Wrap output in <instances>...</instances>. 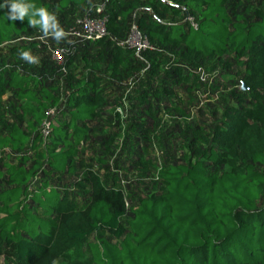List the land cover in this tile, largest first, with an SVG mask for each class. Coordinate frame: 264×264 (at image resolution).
Wrapping results in <instances>:
<instances>
[{
    "label": "trees",
    "instance_id": "16d2710c",
    "mask_svg": "<svg viewBox=\"0 0 264 264\" xmlns=\"http://www.w3.org/2000/svg\"><path fill=\"white\" fill-rule=\"evenodd\" d=\"M88 1L57 0L64 9ZM171 1L173 5L128 0L129 9L121 10L113 0L108 10L109 36L87 45L108 51L106 64L115 75L128 68L129 57L141 62L116 41L123 36L125 19L144 7L150 17L139 19V30L157 47L145 56L165 64L163 48H184L183 55L190 60L227 54L244 59L243 85L248 100L262 114L248 123L243 110L239 115L237 110L227 113L213 134L215 146L204 154L194 150L203 159L169 166L160 175L166 192L132 207L121 189L105 186L88 168L85 178L73 182L74 189L89 187L91 193L89 203L78 208L67 190L43 178L66 172L77 175L75 152L106 101L100 82L79 80L68 99V115L58 124L51 122L50 135L44 137L48 100H55V105L58 101L37 76L10 71L8 81L18 88L29 115L20 116L19 124L4 123L6 134H0V249L21 264H56L98 233L110 235L120 245L100 237L99 245L88 244L91 258L72 264H264V9L246 18L235 10V2L233 8H226L229 0ZM34 2L52 12L49 2ZM7 11L0 10V48L26 40L24 34L32 29L39 30L30 27L27 18L7 20ZM185 12L196 20L198 29L185 21L171 25L163 20ZM172 77L189 79L181 69ZM165 91L173 93L170 88ZM40 97L47 100L40 103ZM148 97L143 94L140 100L149 103Z\"/></svg>",
    "mask_w": 264,
    "mask_h": 264
},
{
    "label": "rangeland",
    "instance_id": "374dc122",
    "mask_svg": "<svg viewBox=\"0 0 264 264\" xmlns=\"http://www.w3.org/2000/svg\"><path fill=\"white\" fill-rule=\"evenodd\" d=\"M45 1L50 3L65 32L76 20L83 19L90 12L96 13V9L103 4L106 7L101 14L105 17L109 16L108 10L113 8V0L108 3L89 0L67 9L61 8L57 0ZM115 1L116 8L129 9L128 0ZM233 2L235 10L246 18H252L258 9H264V0H229L226 5L228 10L233 8ZM143 8L125 19V30L122 38L116 41L117 45L126 43L135 28L140 31L138 21L141 17H150ZM163 20L178 25L185 21V16L167 15ZM24 38L26 40L18 39L0 48L1 135L6 134L4 123L19 124L20 116L29 115L26 104L18 97V88L8 81L12 70L35 75L45 88L51 89V95L58 104L55 105V100H48L50 103L45 112L47 124L64 121L63 115H68L70 111L68 99L75 84L83 78L99 80V90L106 100L99 116L88 126V137L81 141L80 148L75 152L77 175L66 172L45 175L43 178L53 186L67 190L78 208L89 203L91 193L89 187L74 189L73 182L77 178H85L88 168L101 177L105 186L121 189L128 206L132 207L153 194L166 192V184L160 175L169 166L203 159L202 155L196 156L194 150L204 154L215 146L213 134L217 127L222 126L227 113L237 110L236 114L239 115L243 110L248 123L254 122L262 114L260 108L248 100V91L242 90L244 59L235 55L190 60L184 57V48H163L165 64L145 54L142 63L129 57L128 68L115 75L106 64L108 51L101 46L87 45L88 42L68 37L57 43L51 37L43 38L42 33L34 29L24 34ZM23 45L30 46L28 50L39 58L37 64H28L19 58V51H13L14 47ZM70 46H75L78 51L74 56H69L62 70L52 61L49 49ZM178 69L189 79L177 80L172 77ZM166 88L172 89L173 93L168 94ZM143 94L149 96V103L140 100ZM46 100L40 97V103ZM32 106L36 107L35 104ZM109 139H112L111 143ZM37 187L35 185V189ZM100 237L115 246L120 245V241L110 235L98 233L85 245L68 252L56 264H72L91 258L92 250L88 244L99 245ZM0 264L21 263L17 257L1 248Z\"/></svg>",
    "mask_w": 264,
    "mask_h": 264
},
{
    "label": "built area",
    "instance_id": "2783aa9c",
    "mask_svg": "<svg viewBox=\"0 0 264 264\" xmlns=\"http://www.w3.org/2000/svg\"><path fill=\"white\" fill-rule=\"evenodd\" d=\"M109 1L110 0H104L105 3H108ZM162 1L169 5H173L171 0ZM105 7L106 4H103L96 9V13L90 12L83 19L76 20L73 26L66 32V37L85 42H96L108 37V17L101 14ZM185 22L189 23L194 29H198L199 27L196 20L191 17L188 12H185ZM119 46L132 50L136 57L141 61L144 60V54L156 51L155 46L151 44L149 39L136 28L130 34L126 43ZM49 50L52 61L60 69L64 70L67 59L76 52V47H58L50 48ZM50 131V124L44 122L42 126V133L44 137H48L50 135Z\"/></svg>",
    "mask_w": 264,
    "mask_h": 264
},
{
    "label": "clouds",
    "instance_id": "9594fccd",
    "mask_svg": "<svg viewBox=\"0 0 264 264\" xmlns=\"http://www.w3.org/2000/svg\"><path fill=\"white\" fill-rule=\"evenodd\" d=\"M7 8V20L15 22L25 18L32 28H39L43 38L51 37L57 43L66 37V32L60 25L55 12H50L44 6H38L34 0H0V10ZM18 56L28 64H37L38 57L31 50H20Z\"/></svg>",
    "mask_w": 264,
    "mask_h": 264
},
{
    "label": "water",
    "instance_id": "95a60500",
    "mask_svg": "<svg viewBox=\"0 0 264 264\" xmlns=\"http://www.w3.org/2000/svg\"><path fill=\"white\" fill-rule=\"evenodd\" d=\"M242 90H243V91H246V90H247V88H246V86H245V85H243V88H242Z\"/></svg>",
    "mask_w": 264,
    "mask_h": 264
}]
</instances>
